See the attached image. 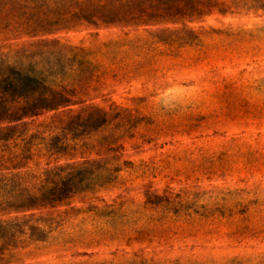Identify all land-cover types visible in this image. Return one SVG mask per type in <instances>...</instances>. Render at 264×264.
<instances>
[{
    "label": "rangeland",
    "instance_id": "obj_1",
    "mask_svg": "<svg viewBox=\"0 0 264 264\" xmlns=\"http://www.w3.org/2000/svg\"><path fill=\"white\" fill-rule=\"evenodd\" d=\"M241 3L184 29L64 37L87 54L64 80L87 83L79 101L107 124L67 125L85 118L74 107L11 132L18 172L61 168L65 199L0 212L19 224L0 264H264V0ZM5 39L1 69H41L13 53L27 39Z\"/></svg>",
    "mask_w": 264,
    "mask_h": 264
},
{
    "label": "trees",
    "instance_id": "obj_2",
    "mask_svg": "<svg viewBox=\"0 0 264 264\" xmlns=\"http://www.w3.org/2000/svg\"><path fill=\"white\" fill-rule=\"evenodd\" d=\"M242 0H0V38L5 41L27 39V47L15 53L37 59L41 69L28 74L24 69H1L5 62L0 54V212H28L53 207L65 199L58 184L61 168L46 169L40 176L18 172L24 168V153H14L7 143L11 132L23 127L24 120L48 113L70 115L81 108L85 118L68 117V124L84 121L91 129L107 124L106 115L79 101L85 85L65 82L64 63H78L86 52L61 44L64 37L77 31L117 29L136 31L180 26L202 21L213 15L225 16L244 8ZM264 10V7H253ZM97 35V34H95ZM11 53V54H13ZM26 56V57H27ZM6 124L5 127H1ZM21 124L22 126H18ZM29 145V142H27ZM29 158V157H28ZM27 158V160H28ZM84 162L82 165H86ZM14 171H17L16 174ZM43 177L45 185L36 192L27 191L26 179ZM69 182V181H67ZM19 224L0 223V262L12 244Z\"/></svg>",
    "mask_w": 264,
    "mask_h": 264
}]
</instances>
